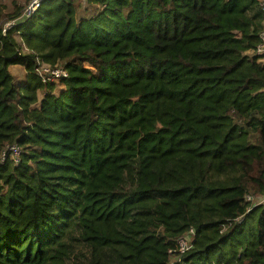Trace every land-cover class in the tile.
Wrapping results in <instances>:
<instances>
[{
  "label": "trees",
  "instance_id": "obj_1",
  "mask_svg": "<svg viewBox=\"0 0 264 264\" xmlns=\"http://www.w3.org/2000/svg\"><path fill=\"white\" fill-rule=\"evenodd\" d=\"M28 3L0 0V264H264L262 2Z\"/></svg>",
  "mask_w": 264,
  "mask_h": 264
},
{
  "label": "built area",
  "instance_id": "obj_2",
  "mask_svg": "<svg viewBox=\"0 0 264 264\" xmlns=\"http://www.w3.org/2000/svg\"><path fill=\"white\" fill-rule=\"evenodd\" d=\"M41 1L42 0H31L23 16H26V13H27V16H29L28 14L30 12L34 13L38 9ZM13 25H14V22L6 23L2 27V35H5L6 31L12 28ZM261 39H262V43L258 45L257 50H256V53L258 55L264 54V33H262ZM37 72H38L37 76L43 82H46V81L53 82V81L61 80L67 77V71L63 69L62 67L51 69L49 67L42 66L38 68ZM9 150L11 151V156L13 157V159L16 157L18 161L19 151L17 150V148L10 147ZM3 161H4V158L1 159L0 162H3ZM247 200H251V199L247 197ZM193 235H194V231L190 230L187 234L178 238L176 245H177V251L179 253H184L191 248Z\"/></svg>",
  "mask_w": 264,
  "mask_h": 264
},
{
  "label": "rangeland",
  "instance_id": "obj_3",
  "mask_svg": "<svg viewBox=\"0 0 264 264\" xmlns=\"http://www.w3.org/2000/svg\"><path fill=\"white\" fill-rule=\"evenodd\" d=\"M28 1L30 2V0H2V2L7 6V9L8 10H11L12 9L13 3H17L19 5H24ZM260 1L264 5V0H260ZM28 5H29V3H28ZM28 5L26 6V8L28 7ZM28 15L29 16L32 15V12H30ZM27 17L28 16H27V13H26V16H23V19L24 18H27ZM10 68L12 69V72L15 73V74H17V76L20 79H24L26 77L25 72L18 65H12ZM14 159H15V161H17V158L16 157ZM254 201L259 204V203H262L263 202V199L262 198H258V199L257 198H254Z\"/></svg>",
  "mask_w": 264,
  "mask_h": 264
},
{
  "label": "crops",
  "instance_id": "obj_4",
  "mask_svg": "<svg viewBox=\"0 0 264 264\" xmlns=\"http://www.w3.org/2000/svg\"><path fill=\"white\" fill-rule=\"evenodd\" d=\"M16 76H17V74H16ZM18 77V76H17ZM19 78V77H18ZM20 79V78H19Z\"/></svg>",
  "mask_w": 264,
  "mask_h": 264
}]
</instances>
